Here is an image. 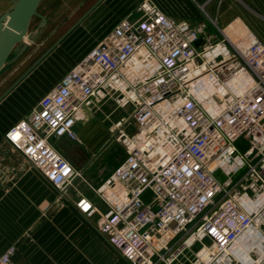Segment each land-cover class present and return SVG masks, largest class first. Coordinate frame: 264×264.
Wrapping results in <instances>:
<instances>
[{
  "label": "built area",
  "instance_id": "obj_1",
  "mask_svg": "<svg viewBox=\"0 0 264 264\" xmlns=\"http://www.w3.org/2000/svg\"><path fill=\"white\" fill-rule=\"evenodd\" d=\"M5 133L129 264H255L264 259V43L163 13L141 0ZM196 40L199 42L196 44ZM132 104L115 122L125 158L96 186L51 136L79 139L82 106ZM133 122L132 132L125 124ZM248 141L245 151L236 145ZM227 175L219 182L214 171ZM242 245L239 246V242ZM197 245L194 249L193 246ZM14 246L0 254L12 264ZM183 257V258H182ZM181 260V262H180Z\"/></svg>",
  "mask_w": 264,
  "mask_h": 264
},
{
  "label": "crops",
  "instance_id": "obj_2",
  "mask_svg": "<svg viewBox=\"0 0 264 264\" xmlns=\"http://www.w3.org/2000/svg\"><path fill=\"white\" fill-rule=\"evenodd\" d=\"M13 1L0 0V15ZM140 1L39 0V14L32 16L25 37L28 47L0 70V254L13 245L12 264H129L98 231L99 213H82L71 186L59 195L5 133L124 16L135 17ZM152 1L173 19L204 20L207 28L232 36L242 35L243 27L264 43L252 28L264 17V0ZM93 127H76L77 137L91 150L84 165H75L83 173L111 137H91ZM77 181H83L79 190L97 201L88 180ZM255 264H264V259Z\"/></svg>",
  "mask_w": 264,
  "mask_h": 264
},
{
  "label": "rangeland",
  "instance_id": "obj_3",
  "mask_svg": "<svg viewBox=\"0 0 264 264\" xmlns=\"http://www.w3.org/2000/svg\"><path fill=\"white\" fill-rule=\"evenodd\" d=\"M252 24V28L264 38V17L260 16L259 19ZM81 110L84 112V116L76 121L74 126L75 130L78 125H92V127L94 126L93 131L95 130L96 133L92 131L93 133L90 134L91 137H100L101 134L105 136L108 133H110L111 136L110 140L100 150V154L93 159V162L86 167V171L83 173L84 178L94 187L104 180L111 173L112 169L125 158L126 152L124 150V145L122 141L117 140L115 136L117 128L115 127V122L120 118L129 116L132 110V104H127L126 107H120L113 98H109L92 108L82 106ZM134 129L135 126L133 122L125 124V130L127 132L130 133ZM50 140L52 144L74 164V166L84 165L87 162V158L90 157L91 150H89L86 141H82L81 139L71 140L63 135L51 136ZM236 145L238 149L243 152L248 146V141L241 136L237 139ZM214 175L219 182H223L227 177L219 168L214 171ZM82 183L77 181L74 185L79 187ZM96 199L97 201H94L104 210L105 205L100 203L97 197ZM196 247L197 245L193 246L194 249Z\"/></svg>",
  "mask_w": 264,
  "mask_h": 264
},
{
  "label": "water",
  "instance_id": "obj_4",
  "mask_svg": "<svg viewBox=\"0 0 264 264\" xmlns=\"http://www.w3.org/2000/svg\"><path fill=\"white\" fill-rule=\"evenodd\" d=\"M38 4L39 0H14L0 15V70L14 63L28 47L25 37L32 16L39 14Z\"/></svg>",
  "mask_w": 264,
  "mask_h": 264
},
{
  "label": "bare ground",
  "instance_id": "obj_5",
  "mask_svg": "<svg viewBox=\"0 0 264 264\" xmlns=\"http://www.w3.org/2000/svg\"><path fill=\"white\" fill-rule=\"evenodd\" d=\"M244 29L243 33L245 32V28L242 27V30ZM241 30V31H242ZM230 35V34H229ZM232 37V35H230ZM239 245H241V242H239Z\"/></svg>",
  "mask_w": 264,
  "mask_h": 264
}]
</instances>
